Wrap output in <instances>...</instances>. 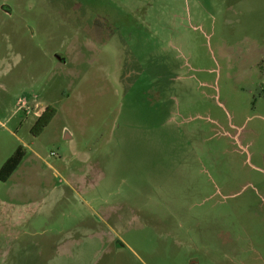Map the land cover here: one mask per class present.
<instances>
[{
  "label": "rangeland",
  "instance_id": "1",
  "mask_svg": "<svg viewBox=\"0 0 264 264\" xmlns=\"http://www.w3.org/2000/svg\"><path fill=\"white\" fill-rule=\"evenodd\" d=\"M18 147L0 264H264V0H0Z\"/></svg>",
  "mask_w": 264,
  "mask_h": 264
},
{
  "label": "trees",
  "instance_id": "2",
  "mask_svg": "<svg viewBox=\"0 0 264 264\" xmlns=\"http://www.w3.org/2000/svg\"><path fill=\"white\" fill-rule=\"evenodd\" d=\"M55 113V109L47 107L42 114L36 119V122L33 126V130L35 133L41 132L43 128L50 122L53 115ZM24 156V152L21 147H18L16 151L8 157V159L3 163L0 168V180L6 181L12 172L16 169V167L21 162Z\"/></svg>",
  "mask_w": 264,
  "mask_h": 264
}]
</instances>
